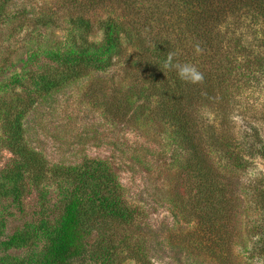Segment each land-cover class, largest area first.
<instances>
[{"label": "rangeland", "instance_id": "374dc122", "mask_svg": "<svg viewBox=\"0 0 264 264\" xmlns=\"http://www.w3.org/2000/svg\"><path fill=\"white\" fill-rule=\"evenodd\" d=\"M61 3L0 0V174L13 160L4 146L5 120L25 110L30 100L33 104L21 119L27 146L50 165L104 162L117 177L127 206L137 211L133 222L116 228L120 246L107 253V261L77 264H139L138 258L149 264H264V158L246 156L245 169L234 168L233 160L212 149L204 122L215 120L214 113L200 109L204 130L199 145L214 169L206 178L215 185L204 189V173L188 168L197 155L175 137L170 124L146 109L132 115L146 102L132 92L139 86L134 48L106 70H90L48 94L39 90L37 78L57 68L50 54L78 40ZM101 40L97 30L88 37L90 42ZM248 87L242 84L228 113L234 126L230 132L237 139L239 128L243 131L247 124L264 140V88ZM127 102L131 108L126 116L109 113L108 107L122 111ZM244 130L250 131L247 126ZM232 143L236 148L238 141ZM55 189L50 182L38 189L25 182L18 203L0 192V264L16 258L40 264L47 245L38 230L41 204L45 195L51 207ZM52 212L51 218L59 215L58 209ZM16 234H29V242L7 249L4 241ZM88 242L93 246L96 239Z\"/></svg>", "mask_w": 264, "mask_h": 264}, {"label": "trees", "instance_id": "16d2710c", "mask_svg": "<svg viewBox=\"0 0 264 264\" xmlns=\"http://www.w3.org/2000/svg\"><path fill=\"white\" fill-rule=\"evenodd\" d=\"M62 7L79 32L78 40L73 38L68 48L50 54L57 68L53 74L37 78L42 93L60 89L90 70L110 68L132 47L137 53L133 54V65L139 86L129 91L146 100L132 115L146 109L170 124L175 137L197 155L188 168L204 173V189L215 185L206 178L214 169L199 145L200 131L204 130L200 109L206 107L210 115L214 113L215 120L207 116L209 122H204L212 149L233 160L234 168L245 169L246 156L264 158V140L251 132L254 127L246 124L248 132L244 130L246 126L243 131L239 128L236 139L230 132L234 126H230L228 115L237 103L242 84L264 88V0H62ZM95 30L102 34L99 43L88 41ZM196 43L204 49L200 55L193 51ZM171 51L178 54L179 62L196 65L204 73V83L186 84L175 71L165 70L163 62ZM32 104L29 100L25 110L5 120L4 146L13 160L0 174V192L18 203L22 201L25 182L37 189L47 182L56 186V201L51 207L50 199L42 194L45 202L41 204L38 230L47 245L40 264L107 261V253L120 246L115 240L116 228L133 222L137 211L127 206L117 177L104 162L50 165L27 146L21 119ZM124 105L122 111L108 107L109 113L126 116L131 105ZM232 141H238L236 148ZM54 209L59 210V215L51 218ZM92 237L96 242L90 246L88 240ZM29 238V234L12 235L4 245L19 249ZM137 261L149 264L143 258ZM27 263L25 258H16L6 264Z\"/></svg>", "mask_w": 264, "mask_h": 264}, {"label": "clouds", "instance_id": "9594fccd", "mask_svg": "<svg viewBox=\"0 0 264 264\" xmlns=\"http://www.w3.org/2000/svg\"><path fill=\"white\" fill-rule=\"evenodd\" d=\"M193 51L196 55L203 53L204 49L199 43L193 45ZM175 51L168 52L163 62V68L168 71H175L180 81L186 84L198 85L204 83V73L196 65L188 62L181 63L177 60Z\"/></svg>", "mask_w": 264, "mask_h": 264}]
</instances>
